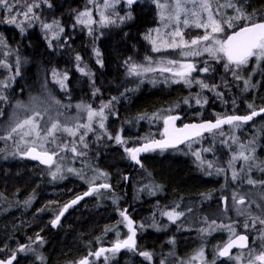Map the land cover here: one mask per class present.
<instances>
[{"label": "trees", "instance_id": "trees-1", "mask_svg": "<svg viewBox=\"0 0 264 264\" xmlns=\"http://www.w3.org/2000/svg\"><path fill=\"white\" fill-rule=\"evenodd\" d=\"M88 1L12 0L22 11H26V4L36 5L28 19L34 22V26L25 23L23 31L19 26L4 22L7 14L1 15L0 12V35L5 40V44L0 45V77L8 73L3 65H7L12 74L9 84L0 88L2 95L7 97V100H3L4 110L1 109L3 102L0 100V111L5 114L15 104L18 92L29 91L33 88V82L42 79L50 84L60 99L71 103L90 105L99 111L102 105L111 101L109 107L104 109L103 129L99 127L100 119L97 117L91 121V131L81 127L72 135L63 131L64 126L60 125L59 130L45 139L52 144L51 150L56 153L55 156L68 155V159L74 160V165L82 170L81 175L85 180L88 178L92 181L78 180L70 174L59 181L46 172L48 166L40 160L29 156L0 157V258L11 255L20 244L30 242L31 237L26 232L51 231L55 234L49 235V249L44 250L46 261L49 264L75 263L100 245L122 241L127 228L120 213L129 199L132 207L134 204H142L143 207V218L136 217L139 240L134 249L110 252L113 258L110 264H172L169 261L172 255L179 258L184 252L190 256L201 249L206 255L205 264H233L229 258L221 259L218 251L240 232L251 236L254 232L258 233L261 236L258 249L264 250V225L256 221L253 226L254 218L264 219V202L259 199L254 202L246 197L249 210L244 212L236 210L229 202L226 206L222 202V196L230 195L231 186L242 174V169L243 172H253L250 178L257 185L264 181V115L253 119L247 126L250 132H255L250 127L259 124L261 150L257 141L251 144L261 161L259 166L254 165L253 157L244 161L239 156V146L246 134L238 129L234 131L233 126L229 125L198 139L201 140L199 149L188 144L182 148L185 150L183 153H179L180 149H168L148 154L145 157L147 170L152 171V176L157 174V190L154 192L157 197L148 195V192L154 191L146 187L152 176L140 179L141 170L134 172L128 189L124 190V177L131 168L125 148H133L160 137L164 128L163 118L167 115L180 113L182 122H185L200 118L214 119L217 118L214 117L215 113L222 116L247 114L263 107L264 60L252 58L244 67L236 69L235 65H229L226 70V58L215 59L206 52L197 59V72L188 77L191 84L169 77L166 78L167 82L151 83L146 77L129 75L128 68L132 63L144 64L149 61L147 57H154L148 33L159 25V5L168 0H140L131 5L126 2L118 5L115 23H109L100 30L101 38H93L97 52L92 49L91 36L77 25L76 17L87 9ZM211 2L215 10L219 7L215 16L221 22L237 14L234 9L223 7L228 0ZM231 2L252 15L256 22L264 16V0ZM125 4H128L127 10L123 9ZM121 17L124 19L121 20ZM46 23L59 25L63 29V35L53 40L52 44L42 31ZM247 23L249 21L246 20L234 22L232 28L224 25L221 39H226L232 31ZM184 35L192 39L203 36L204 31L188 25ZM77 56L81 59L77 60ZM204 67L209 71H201ZM80 68L85 71L81 72ZM53 72L67 75L64 90L54 80ZM237 76L241 79H237ZM200 82L209 87L203 88ZM248 105L254 108L248 110ZM64 112L69 111L65 109ZM4 118L0 116V119ZM80 121L72 128L77 124L89 123L86 118ZM243 130L246 133V128ZM117 135L125 143H117L114 139ZM81 136L83 141L80 140ZM7 144L6 148L18 149L23 143L12 136ZM73 147L78 154L72 153ZM197 152L200 153L199 159L195 155ZM245 155L251 157L252 154L247 152ZM234 156L237 157L235 160ZM230 161L243 162L244 166L240 164L234 168ZM208 162H211V167ZM109 171L115 179L114 190L100 188L98 192H92L68 208L57 228L51 226L64 206L88 191L92 184L104 180L111 182L106 179L107 175H102ZM233 171L237 174L236 179L232 178ZM144 185L145 188H142ZM138 188L142 190V195H137ZM247 189L244 188L241 193L245 194ZM159 197L162 203L157 205ZM29 200L31 202L26 204ZM141 200L148 203L144 205ZM170 209L183 211L184 215L176 222L169 223L171 227L162 228V224H165L164 213ZM136 210L135 206L134 214ZM158 213H161L160 221L157 220ZM134 214L132 217L135 218ZM143 221L148 227L142 226ZM245 223L248 224L247 228L244 227ZM97 240L102 243L97 245ZM186 246L190 250L182 251L181 248ZM253 246L251 243L248 249L240 252L248 253ZM143 251L150 253L151 258L141 255ZM26 253L35 252L26 250L20 252L19 257ZM101 260H97L96 264ZM28 264L33 263L29 261Z\"/></svg>", "mask_w": 264, "mask_h": 264}, {"label": "snow or ice", "instance_id": "snow-or-ice-1", "mask_svg": "<svg viewBox=\"0 0 264 264\" xmlns=\"http://www.w3.org/2000/svg\"><path fill=\"white\" fill-rule=\"evenodd\" d=\"M118 2L119 0H104L103 9L114 8L115 3H118ZM127 3L131 5L132 3H134V0H127ZM191 3L195 5L197 3V0H191ZM0 5H3L10 14L13 13V9L16 7V3H13L12 0H0ZM35 6L36 5H33V4H26V11L17 12L15 14H12L4 22L19 26L18 21H17V16L23 15L24 19L26 20L29 19V16L33 12V8ZM159 7L161 9H164L167 7V5L160 4ZM223 7L232 8L237 14L233 17H228L223 22H221V20L216 19L214 16L211 0H199L200 11L193 12L192 15L195 17L194 26L198 28H203L205 30L204 35L194 38L190 42H188L184 40L183 34L180 32L179 28H177L176 31L172 33V36L179 37L180 38L179 42L173 39L172 43L166 44V46L170 48H181V47L188 48L190 45L195 46V45L204 43L205 44V47L203 49L204 52L210 53L213 58H219V59L226 58L227 59L228 63L224 65L226 70L228 69L229 65H235L237 68L241 66H245L249 63L250 59L252 58H256L258 61L264 60V16H261L260 21L256 22L253 20L252 15L244 12L241 8L237 7L236 4L232 3L231 0H228V2L225 5H223ZM219 10H220L219 7H217L216 11L218 12ZM182 11H188V10H186L183 7L182 0H175V15L169 18L179 21L180 13ZM201 12L207 13V18L203 21H201ZM100 17H101L100 19L101 24L115 23V21L112 20L110 16L105 15L104 10L100 11ZM128 18L129 19L131 18L130 14ZM163 18L164 17H163V12H162L161 19ZM76 19L80 24H85L89 26L95 22L92 18L91 10H88V9H86L83 12H80L78 16L76 17ZM120 19L123 20L124 18L121 17ZM241 20L249 21V23L240 27L238 31H235L232 35L227 36V38L224 40L217 38L216 34L224 32V25H226L228 28H232L234 27V22H239ZM183 23L187 25L188 20L185 19ZM44 27L51 28L52 25L45 24ZM21 30L23 31V29ZM60 31H63V29L61 28ZM91 31L92 29L91 27H89V32ZM154 31L159 32L158 29ZM148 39H151L150 35ZM152 43L155 45L156 41L152 40ZM4 44H5V40L3 36L0 35V45H4ZM154 50L159 51L160 49L155 48ZM220 53H222L223 56H218V54ZM182 54L184 56H198L201 53L199 51H185ZM97 55H99V53H97ZM76 59L80 60L81 58L77 56ZM146 59L151 61L150 57H147ZM17 63H19V61H17ZM168 63L171 65H179V70L176 71L174 75L182 79L184 83L191 84L192 81L188 77L190 76V73L194 71L196 68L194 64H191V63L180 64L178 61H175V60L168 61ZM155 70L156 69L152 68L151 66H145V65H139L136 63H132L128 68V73L129 75L140 76L143 73L152 72ZM80 71L84 72L85 70L84 68H80ZM160 71L173 72V69L171 67H166V68H161ZM201 71L208 72L209 68L204 67L201 69ZM56 75L57 73L53 72V76L55 77ZM233 75H235V73H233ZM236 78L241 79V77L239 76H237ZM64 79H67L66 74L64 75ZM60 83H61V86L63 87L64 86L63 80H61ZM200 83L203 88L209 87V85L203 84V82H200ZM245 83L248 84L249 82L245 81ZM0 100H7V97L0 95ZM55 103H59V101H55ZM110 103L111 101L109 102V104ZM197 103H200V101L197 100ZM109 104L102 105L99 111L92 109L90 105H77L76 107L83 108L87 112V119L89 123L85 125L77 124L75 125V128L63 127L62 130L72 135H75V132L78 131L81 127L91 131L92 130L91 121L97 117L100 119L99 127L103 129L104 128L103 120L105 119L104 109L109 107ZM16 107L18 109H28V105H25L21 101H17ZM248 107L252 108V105H248ZM261 113H264V108H261L259 111L253 110L251 114L249 115H243V116L233 115V116H227L223 119L217 118L215 123L208 121L206 123H201V124H185L182 128L175 127V121L180 119L179 116H167L163 118L164 125H165L164 133H163L164 139L152 140L148 143H144L141 147H137V148H125V151L129 154L132 160L139 163L138 154L141 152H149L155 149L163 150L169 147H174L175 145L180 144L184 142L185 140L190 139L193 135L199 136L204 131L212 132L213 129H220L223 124L232 125L233 127H239L241 122L250 121L253 119V117L258 116ZM2 115H3V112L0 111V116ZM40 116H41V113L39 111L33 110L32 115L28 116L22 121H19V120L16 121L14 123V126L9 127L7 138L11 139L13 133H22L21 134L22 140L24 136H29V135H32L33 133H35V135L39 137L40 132L37 131V129L39 128V125L37 123V118H40ZM143 118L144 117H141V119ZM25 128H27V131H23ZM60 128L61 126L58 121L56 123H52L51 128L47 130V136H52L55 133V131L59 130ZM0 139H4V137H0ZM114 139L119 144L125 143L122 140L120 135H117ZM80 140L83 141V136L80 137ZM85 147H87V145H85ZM240 147L242 150L239 153V156L242 157L244 161H249L250 159H252V157L244 154L243 149L245 148V146L241 145ZM72 151L75 152L76 148L73 147ZM23 154L27 156H31L33 159L40 160L44 164H51L53 161V157L56 155V153L49 154L47 152L37 153L34 148L28 149V151ZM195 155L197 156L198 159L200 158L199 152L195 153ZM236 158L237 157L234 156L233 160H235ZM231 163L232 162L230 161V164ZM208 166L211 167V162H208ZM219 171H223V170H219ZM52 175L55 177L56 173H52ZM102 175H106V174L102 173ZM232 178L233 179L237 178V174L235 171H233L232 173ZM248 183L252 184L255 182L250 179L248 180ZM261 183H264V181H262ZM109 187L110 185L108 184L99 185V188H109ZM95 191H98V188H90L89 192L85 193L84 195H89ZM81 198L82 197H77L76 200L71 201V204L77 203V201ZM233 199L236 200L238 204H241V205L244 204L243 197H240L237 200L236 194H233ZM29 202L30 201H26L25 203L27 204ZM71 204L65 205L64 208L56 216L55 220L52 221V224L54 226L59 223L61 216L64 215V212L67 210L68 207L71 206ZM120 214L121 216L124 217V220L127 221L131 235H128L127 239L125 240H122V241L117 240V242L113 245L112 249L110 250L101 248L99 249V251L95 253H91L90 255H94L95 257L99 258L107 251H112L113 253H115L119 251L121 248L134 249L136 247V241L134 239L135 230L132 228V221L126 216L125 212H121ZM240 214H244V213H240ZM165 215H167L169 219L171 220H176L180 216H183L184 213L176 212L175 210H173L172 212L165 213ZM256 221H259L261 225H264V219H260L259 217H256L254 218L253 226L255 225ZM214 223L215 221H213V224ZM244 227L247 228L248 224L245 223ZM230 231H234V229H230ZM262 236H264V233H262ZM36 239L43 242L39 234H37ZM237 240L240 242L238 245H237ZM247 240H248V237L246 235H240L236 238V240L230 239L227 244H225L222 248L219 249L218 255L222 257L232 258L230 256L231 249L236 246L240 248L246 247L245 242ZM26 250L34 251L33 249L30 248L29 245H21L16 251L25 252ZM16 251L12 252V254L9 257L5 259H0V264H13V262L17 259ZM140 254L149 259L151 258V254L148 252H142ZM203 255H204L203 249H201L198 251L196 257H193V259L203 258ZM41 259L43 258L41 257ZM234 259L239 261L241 257L236 256L234 257ZM256 260L264 262V253H261L259 256H257ZM77 264H90V261L87 257H84L81 260H79ZM249 264H254V262L250 260Z\"/></svg>", "mask_w": 264, "mask_h": 264}, {"label": "rangeland", "instance_id": "rangeland-1", "mask_svg": "<svg viewBox=\"0 0 264 264\" xmlns=\"http://www.w3.org/2000/svg\"><path fill=\"white\" fill-rule=\"evenodd\" d=\"M103 2L104 0H89L88 1V10H91L92 12V18L95 21L93 24L89 25H85V24H80L77 21V25L78 28H80L81 30L85 31L86 35L91 36V38H96L99 39L102 36V32L100 31L102 28H104L105 26H107L109 23L106 24H101L100 23V11L104 10L105 11V15H108L111 17L112 20H114L118 15H117V11L119 13V10L117 8L118 5H120L123 2H126L125 0H119L118 3H115L114 8H108V9H103ZM16 3V2H13ZM183 3V7L188 10V11H182L180 13V18L179 21H176L175 19H170L169 17H173L175 15V0H168L167 2H162L161 4H165L167 5L166 8L161 9L160 8V19H159V25L153 29H151L148 33V37L149 35L151 36L150 42L152 44V51L154 53V57L151 58V61H148L144 64H139V65H145V66H151L152 68L156 69L155 71L152 72H147V73H143L142 75H140L141 77H146L151 83H160V82H167L166 78L169 77L170 79H174L175 81H182V79H180L179 77L175 76L174 73L176 71L179 70V65H171L168 63V61L171 60H175L178 61L180 64L183 63H191L194 64L196 66L195 70L192 71L190 73V76L193 75V73L195 71H197L198 68V62L197 59L199 57H201L204 53L203 49L205 47L204 43L195 45V46H189L188 48H170L167 47L166 44H170L172 43L173 39H175L177 42H179L180 38L179 37H173L172 33H174L176 31L177 28H179L180 32L183 34V38L185 41L190 42L192 39H188L186 35H184L185 32V28L188 27V25H191L193 27L194 26V20L195 17L192 15L193 12H199V0H197V3L194 5L193 3H191V0H182ZM41 2L38 3V5H40ZM213 8V6H212ZM123 9H128V4L123 5ZM86 10V9H85ZM83 10V11H85ZM2 11V14H7V19L10 17V15L15 14L17 12H23L22 9H20L18 6H16L13 9V13H9L7 11V9L3 6L0 5V12ZM81 11V12H83ZM163 12V19H161V13ZM215 12L216 10L213 8V13L215 16ZM207 18V13L206 12H201V21L205 20ZM216 19H218L215 16ZM187 19L188 20V24L185 25L183 23V21ZM17 21L19 24L20 28H24L25 23H29L31 24V27L34 26V22H29L28 19H24L23 15H18L17 16ZM33 21L36 22V19H34ZM22 22V23H21ZM46 24H50L52 25L51 28H45L44 26L42 27V31L44 33V35L46 36L48 42L50 44H52L55 39L60 38L63 35V31H60L61 27L59 25H53L51 23H46ZM15 25V24H14ZM45 25V24H44ZM17 26V25H16ZM89 27H91L92 31L89 32ZM198 28V27H195ZM158 29L159 32L154 31ZM198 29H202L205 33V30L203 28H198ZM218 39H221V34H216ZM95 39H93V44H92V49L93 51H96L95 46H94V41ZM152 40H155L156 43L155 45L152 43ZM224 40V39H221ZM155 48H159V51H155ZM185 51H199L201 54L198 56H184L182 53ZM97 52V51H96ZM222 53L218 54V56H220ZM8 58V57H7ZM5 59V57H4ZM218 59V58H215ZM246 66V65H245ZM3 69L7 70V74L5 75V77H0V88H4L6 87L10 80L12 79V74L10 73V69L7 65H3L2 66ZM166 67H171L173 69V72H162L160 71L161 68H166ZM244 67V66H243ZM237 69V67H236ZM136 76V75H134ZM138 76V77H140ZM55 81L58 82V84L61 87V90L65 89V79H64V75H56L54 77ZM142 79V78H141ZM168 79V78H167ZM63 80V87L61 86L60 81ZM143 80V79H142ZM31 85H33V88L30 89L29 91H25V92H18L17 95L15 96V104L9 108V110L1 117H5L4 119H0V137H4V139H0V157L2 159L4 158H8V157H26L27 155H24L23 153L27 152L28 149L30 148H34L36 150L37 153H44L47 152L49 154H52L53 151L51 150L52 148V144L50 143V141H45V137L49 138L50 136H47V130L51 128L52 123H56L57 121L59 122L60 125H63L64 127H68V128H72L73 125L77 122L80 121L81 118H86L87 119V112L86 111H82V108H78L76 107L77 105H80L79 103L75 104V103H71L69 101H65L59 98V96L54 92V90L52 89V87L50 86V84L48 82H46L44 79L33 82ZM24 93V94H23ZM26 94V95H25ZM0 95H2V93L0 92ZM4 96V95H2ZM35 98V99H33ZM17 101H21L23 102L25 105H28V109H18L16 107ZM55 101H59V103H55ZM3 102V100H2ZM3 104V106H1V109L4 110V102L1 103ZM254 107L252 106L253 109ZM65 109H67L69 112H64ZM33 110L35 111H39L41 113L40 118H37V123L39 125V128L37 129V131L40 132V136L37 137L35 135V133H33L32 135L29 136H24L23 140L21 139V134L22 133H13V137L16 136L17 141H19L20 143H23L21 145H19V147H17L18 149H13V148H6V146L8 145V141H10V139L7 138V134H8V129L10 126H14V123L16 121H22L23 119L27 118L28 116L33 114ZM221 113H215L214 117H220ZM222 116V115H221ZM80 123L82 124V121H80ZM88 124V123H86ZM92 124V123H91ZM250 123L246 122L243 123L241 122L239 127H233V130L235 131V129L240 130L241 132H243L244 134H246L245 139L243 137V140L240 143L241 145H244L245 148L243 149L244 154L247 152H250L252 155L251 157H253V159L255 160L254 165L255 166H259V163L261 162L260 159L257 157V154L255 153V148H253L252 142L255 143V141H257V144H260V148L259 150H261V143H260V138H261V131L259 129V124H253L250 129H254L255 132H250L248 129V125ZM243 128H246V133L244 132ZM23 131H27V128H25ZM240 139V138H239ZM201 143V140H197L196 142L191 143L190 145H195V147H199ZM239 146L240 150L238 151V153L241 152V147ZM6 148V149H5ZM180 152H185L184 149H180ZM73 154H78L77 150L75 152L72 151ZM31 159H33L31 156H29ZM262 160H264V158L262 157ZM41 162V161H40ZM74 160H69L68 159V155L66 154H62V155H57L55 157H53V161L51 164H44L46 167V172L52 177L54 178V176L52 175V173H56L55 178L59 181H63L65 179L66 175H75V177L80 180L81 178H84L83 175H81V169L76 167L74 165ZM234 168L238 165H243V162H241L240 164H238V162H233L232 163ZM244 166V165H243ZM71 170V171H70ZM152 171L151 170H147V177H151L152 176ZM242 174L236 179V181L234 180L233 185L231 186V190H230V195L226 194V196L228 197L227 200V204L228 202L231 204L232 207H235L236 210L239 211H246L249 210V206L247 205V202H245L244 204H238L236 202V200L233 199V194H236L237 200L240 197H249L252 199V201L256 202V200H262L264 202V183L259 182L257 185V182L253 179L250 178V175H252L251 173L253 172H243L242 169ZM59 176V177H58ZM156 176L157 174H155V176H152V180L148 183V185L146 186L149 191L150 190H154L153 193L155 192L156 189ZM253 176V175H252ZM99 178L102 179V177L97 176ZM96 178V177H95ZM108 179V178H106ZM252 180L255 183L249 184L248 180ZM85 181H92L90 179L87 178V180ZM103 182H108V181H103ZM98 189H100L99 187H97ZM145 188V185L142 187ZM244 188H248L246 190V193H241L243 192ZM237 189H239L237 191ZM141 190V189H140ZM138 190L136 191L137 195L141 194V191ZM98 192V191H97ZM147 192V191H146ZM152 193V191H150V193L148 192L149 196H154V194ZM31 202V200H29ZM251 236V235H250ZM252 238V243L254 244V246L252 247V249L248 252V253H241L240 251L236 250L233 254H232V258L229 257V261H232L233 264H249V261H253L254 264H264V262L256 260V257L259 256L261 253H264V250H259V246H258V242L261 239V236L254 232L253 235L251 236ZM102 241L101 240H97V245L101 244ZM85 248L87 249V246H85ZM84 248V249H85ZM89 249V248H88ZM198 253V252H197ZM196 254L191 255L190 257L187 255L185 258V262L184 263H190V264H200L201 262H203L204 260H206V255H203V258H196L193 259V257H196ZM110 255H112V253L107 254L104 258H102L101 262L99 261L98 264H110L111 260L113 259ZM236 256H240L241 259L238 261L236 259H234V257ZM192 257V258H191ZM93 259L90 260V264H96L97 263V258L92 257Z\"/></svg>", "mask_w": 264, "mask_h": 264}, {"label": "flooded vegetation", "instance_id": "flooded-vegetation-1", "mask_svg": "<svg viewBox=\"0 0 264 264\" xmlns=\"http://www.w3.org/2000/svg\"><path fill=\"white\" fill-rule=\"evenodd\" d=\"M195 72H197V71H195ZM194 72V73H195ZM193 73V74H194ZM173 114V113H172ZM180 114V113H179ZM169 115H171V114H169ZM168 116V115H167ZM166 116V117H167ZM181 116H182V114H181ZM221 117V116H220ZM218 118V117H217ZM204 119H209V118H200V120H204ZM215 119V118H214ZM194 121V120H193ZM186 122H189V121H185V122H182V118H181V121H180V124H183V123H186ZM164 129V128H163ZM163 134V133H162ZM160 137H162V135L160 136ZM160 137H156V138H153V139H157V138H160ZM202 137H204V135L203 136H200V137H198V138H196V139H194V140H191V141H188V142H186L185 144H183L182 146H180V147H177V148H166V149H163V150H168V149H182L183 147H185V146H187L188 144L190 145L191 143H193L194 141H196V140H198V139H201ZM150 140H152V139H150ZM192 146H194L195 147V145H192ZM137 147V146H136ZM201 146L199 145V147H195L196 149H199ZM133 148H135V147H133ZM155 150H161V149H155ZM155 150H153V151H155ZM153 151H150V152H146V153H144V154H142V156H141V161H142V166L141 167H133V165H132V163H131V161H130V156H129V161H130V163H131V168L129 169V172H131V179L134 177V172H136V171H138V170H141V173L139 174V176L138 177H141L140 179H142L143 178V180L144 179H146L147 178V175H146V173H147V167H146V159H145V157L148 155V154H150L151 152H153ZM179 151V150H178ZM103 174H104V172H103ZM127 174V173H126ZM125 174V175H126ZM107 178H108V180H111V182H100V183H95V184H92L91 186H90V188H97V187H99V185H102V184H108V185H110V187L108 188V189H112V190H114L113 189V184L115 183V179L113 178V173H111V171H109L107 174ZM125 178V177H124ZM131 179H130V181H131ZM129 184H130V182H129ZM129 184H128V186H129ZM128 186L126 187L125 186V184H124V190H127L128 189ZM89 188V189H90ZM148 189V188H147ZM92 194V193H91ZM154 194V196H152L151 198H155V197H157V195H156V193H153ZM128 195V193H126V196ZM142 195V194H141ZM97 199L99 200L100 198H98L97 197ZM142 199V198H141ZM142 201V200H141ZM157 205L158 204H161L162 203V199L159 197V198H157ZM141 203H143L144 205H146L147 203H148V201H145V200H143ZM132 201L129 199V201L126 203V205L124 206V209H125V207L127 206V205H129L130 207H129V210H128V212H129V214L132 216V213L134 214V212L133 211H135V206H136V208H137V210H136V212H135V218H134V220H135V222H136V226H137V221H136V217H139L140 219H142L143 218V216H144V213H143V207H142V204H134L133 205V207H132ZM174 209H170V210H168V211H165V213H167V212H172ZM175 211L176 212H179L178 210H176L175 209ZM122 212H123V210H122ZM183 212V211H182ZM165 213H164V220H165V224L163 225L162 224V228H164V227H166V228H169V227H171L172 225H168L169 223H174V222H176L177 221V219L176 220H171V219H169V217L167 216V215H165ZM184 213V212H183ZM161 213H158V215H157V220H161V215H160ZM181 217V216H180ZM179 217V218H180ZM61 221H62V218H61V220H60V223H61ZM126 221V220H125ZM59 223V224H60ZM166 225V226H165ZM142 226L143 227H148V224H146V222H142ZM57 228V227H56ZM126 228H127V234L124 236V238L123 239H125L128 235H129V231H128V224H127V221H126ZM148 229V228H147ZM137 230H138V234H137V241H136V244H137V242H138V240H139V238H138V235H139V229L137 228ZM52 233H54L55 234V232H51V231H39V232H33V231H28V232H26L25 234L26 235H28V236H30L31 237V240H30V242H25V243H22V244H26V245H29V246H31V248L34 250L33 252H35V253H33V254H30V253H26V254H24V255H21V258L19 257V253L20 252H18V256H17V260L15 261V263L14 264H28L29 263V261L30 262H32L33 264H49L47 261H46V259L44 258L45 257V252H44V250H47V249H49V244H50V241H49V235H52ZM37 234H39V236L42 238V241L43 242H41V241H39V240H37L36 239V237H37ZM60 234H61V232H60ZM250 236V235H249ZM143 237V240L145 239V237L144 236H142ZM250 238H251V236H250ZM122 239V240H123ZM115 243V242H114ZM114 243H105V244H103V245H100V246H105V245H113ZM251 243H252V238H251ZM22 244H20V245H22ZM19 245V246H20ZM19 246H17V248L19 247ZM99 246V247H100ZM16 248V249H17ZM181 248V247H180ZM126 249H128V248H126ZM126 249H123V250H126ZM182 249V251H189L190 250V248H189V246H186L185 248L183 247V248H181ZM123 250H120V251H117V252H121V251H123ZM238 251H240V250H238ZM110 252H112V251H108L105 255H103V256H101V257H99V258H97L98 260H100L101 258H104L108 253H110ZM143 252H147V251H143ZM186 254L183 252V255H182V257H175V256H171L170 258H169V261L172 263V264H190V263H184L185 262V258H186ZM189 256V255H188ZM191 256V255H190ZM189 256V257H190ZM232 256V255H231ZM41 257L43 258V259H41ZM192 258V257H191ZM221 258V257H220ZM229 258V257H228ZM222 259V258H221ZM227 259V258H226ZM19 260V261H18ZM200 264H205L204 263V261L203 262H201Z\"/></svg>", "mask_w": 264, "mask_h": 264}, {"label": "water", "instance_id": "water-1", "mask_svg": "<svg viewBox=\"0 0 264 264\" xmlns=\"http://www.w3.org/2000/svg\"><path fill=\"white\" fill-rule=\"evenodd\" d=\"M125 1H127V0H125ZM138 1H140V0H134V3H136V2H138ZM242 27V26H241ZM240 28V27H239ZM239 28H237L236 30H234V31H232L231 33H230V35H232L235 31H238L239 30ZM261 108H264V106L263 107H261ZM261 108H258V109H255L256 111H259ZM253 111V110H252ZM251 111V112H252ZM251 112H249V113H247V114H229V115H225V116H221V117H218V118H220V119H223V118H225V117H227V116H233V115H237V116H243V115H249V114H251ZM262 115H264V113H261L260 115H258V116H256V117H253V119H255V118H257V117H259V116H262ZM168 116H179L180 117V119H178V120H176L175 121V127H177V128H182L185 124H201V123H206V122H208V121H211V122H213V123H215V121H216V119L217 118H215V119H204V120H194V121H189V122H186V123H183V124H180V121H181V118H182V116H181V114H179V113H173V114H171V115H168ZM252 119V120H253ZM252 120H250V121H252ZM250 121H247V122H250ZM243 123H246V122H243ZM226 126H229L228 124H223L222 126H221V128H223V127H226ZM164 127H165V125H164ZM214 130H217V129H213L212 131H214ZM163 133H164V129H163ZM206 133H208L207 131H204V132H202L201 133V135H199V136H192L190 139H188V140H185L184 142H182V143H180V144H177V145H175L174 147H169V148H177V147H180V146H182L183 144H185L186 142H188V141H191V140H194V139H196V138H198V137H200V136H203V135H205ZM161 139H164V136H163V134H162V137H160V138H157V139H152V140H161ZM152 140H149V141H145V142H143V143H141L140 145H138L137 147H141L144 143H148V142H150V141H152ZM137 147H135V148H137ZM150 152V151H149ZM144 153H146V152H141V153H139L138 154V160H139V163H137L136 161H134V160H132L131 158H130V161H131V163H132V165H133V167H141L142 166V161H141V156H142V154H144ZM130 179H131V172H128L126 175H125V186L127 187L128 186V184H129V181H130ZM87 192H89V190L88 191H86L85 193H87ZM85 193H83V194H80V195H78L77 197H82L81 199H79L78 201H77V203H75V204H78L80 201H82L84 198H86V197H88L89 195H84ZM77 197H75L74 199H72L71 201H73V200H76L77 199ZM243 199H244V203L247 201V198L246 197H243ZM227 196H222V202H223V205L224 206H226L227 205ZM71 201L67 204V205H69V204H71ZM75 204H71V205H75ZM129 205H127L126 207H125V209L123 210V212H125V214H126V216L132 221V228L135 230V236H134V239H135V241H137V234H138V230H137V226H136V222H135V220H134V218L129 214V212H128V210H129ZM69 208V207H68ZM68 208H67V210H68ZM66 210V211H67ZM65 211V212H66ZM64 212V213H65ZM63 216H61V218H62ZM61 218H60V220H61ZM59 223H60V221H59ZM59 223L58 224H56L55 226L51 223V226L53 227V228H56L58 225H59ZM128 231H129V235H131V232H130V230H129V227H128ZM240 235H246L247 237H248V240L245 242L246 243V247H244V248H240V247H238V246H236V247H233L232 249H231V251H230V256L236 251V250H246V249H248L250 246H251V238H250V236H249V234L248 233H246V232H240V233H238V234H236V235H234L233 237H231L230 239L231 240H236V238L238 237V236H240ZM128 237V236H127ZM127 237L125 238V239H127ZM125 239H123V240H125ZM229 239V240H230ZM229 240L225 243V244H227L228 242H229ZM116 243V242H115ZM114 243V244H115ZM240 242L237 240V245L239 244ZM113 244V245H114ZM225 244H223L222 246H221V248L225 245ZM22 245H26V244H22ZM113 245H105V246H101V247H99L97 250H95V251H92V252H90V253H88L86 256H84V257H87L88 259H89V261L92 259V257H95L94 255H90L91 253H95V252H97V251H99V249H101V248H105V249H112V247H113ZM21 246V245H20ZM19 246V247H20ZM18 247V248H19ZM17 248V249H18ZM123 249H126V248H121L120 250H123ZM119 250V251H120ZM18 252L19 251H16V256H18ZM108 252V251H107ZM107 252H105L103 255H105ZM102 255V256H103ZM10 256V255H9ZM8 256V257H9ZM83 257V258H84ZM101 257V256H100ZM222 259H226V258H228V257H222V256H220ZM7 258V257H6ZM95 258H97V257H95ZM0 259H5V258H0ZM17 260V259H16ZM15 260V261H16ZM81 260V259H80ZM15 261L13 262V264L15 263ZM78 262V261H77ZM77 262H75V263H72V264H77Z\"/></svg>", "mask_w": 264, "mask_h": 264}]
</instances>
